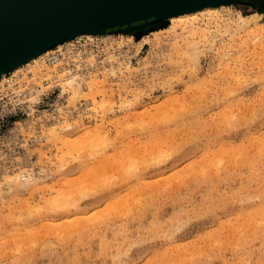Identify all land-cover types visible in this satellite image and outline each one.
<instances>
[{
	"label": "clouds",
	"instance_id": "9594fccd",
	"mask_svg": "<svg viewBox=\"0 0 264 264\" xmlns=\"http://www.w3.org/2000/svg\"><path fill=\"white\" fill-rule=\"evenodd\" d=\"M241 18L0 89V264H264V42Z\"/></svg>",
	"mask_w": 264,
	"mask_h": 264
},
{
	"label": "water",
	"instance_id": "95a60500",
	"mask_svg": "<svg viewBox=\"0 0 264 264\" xmlns=\"http://www.w3.org/2000/svg\"><path fill=\"white\" fill-rule=\"evenodd\" d=\"M230 1L0 0V72L82 29L136 32L167 12Z\"/></svg>",
	"mask_w": 264,
	"mask_h": 264
},
{
	"label": "rangeland",
	"instance_id": "374dc122",
	"mask_svg": "<svg viewBox=\"0 0 264 264\" xmlns=\"http://www.w3.org/2000/svg\"><path fill=\"white\" fill-rule=\"evenodd\" d=\"M208 7L206 6L208 9L202 11V13H198L195 17V22H192L191 24L187 21V23L174 26V24H172L173 22L169 18L163 17L150 22L148 25L142 26V28L136 30V32L131 30H113L95 35L85 33L77 35L71 40L61 41V44L52 46L49 51H47L49 53L38 62H29V64L24 63L15 68L14 71L7 73L6 76L0 80V89L9 92H11L12 89H19L25 86L39 89L41 82L46 87L50 82L56 81V74L71 66V57H74L77 52H82L85 47L91 49L89 44L90 41L103 42L107 44L130 40L135 49L140 51L141 56H144L149 53L150 48L156 41L164 38H173L176 34L180 33L181 28L194 25L198 26L200 19H208L212 21L219 20L220 17H223L225 20L234 21L237 20L238 14L251 16L246 20L245 25L254 31L247 35L241 34L240 39H255L257 42H264V0H231L229 3L214 4ZM219 23L220 28L218 29V32L228 30L229 25L225 23L224 20H219ZM199 39L200 36L198 34H194L193 36L188 37V42L192 43L193 48H195L197 46L195 41ZM223 39L227 41L228 37L225 36ZM81 43H83V45H81ZM53 51L58 52V57H60L57 58L58 60L55 62L57 63L56 67L54 66V63H50L47 58ZM133 64H135V60H133ZM47 66L50 68H45ZM54 67L56 68L55 71L57 73L54 74L52 71L47 72L49 71L48 69L54 70ZM40 71L44 72L43 77L39 76L41 74ZM48 76L52 77L51 81L45 79V77ZM55 91L58 93L59 88ZM110 99L115 100L116 98L115 96H112ZM35 102L36 101L34 100L33 103ZM103 107L104 105L102 104L101 108ZM155 107L157 106H153V108ZM94 147L99 149L101 144L96 143L94 144ZM170 156L171 153L169 152H160L158 156L154 157V160L156 163H162ZM65 162V158L61 156L58 163L64 164ZM132 167H135L134 163ZM155 226L163 227L162 221L157 220Z\"/></svg>",
	"mask_w": 264,
	"mask_h": 264
},
{
	"label": "bare ground",
	"instance_id": "6f19581e",
	"mask_svg": "<svg viewBox=\"0 0 264 264\" xmlns=\"http://www.w3.org/2000/svg\"><path fill=\"white\" fill-rule=\"evenodd\" d=\"M220 4H225V2H222ZM206 6H211L210 4H205V5H200V6H197L195 8H190V9H178V11H172V12H167L165 13L166 14V17L169 18L174 24V26L178 25V24H183V23H187V21L190 22V24L193 22H195V17L198 13H202V11L208 9L206 8ZM185 8V7H184ZM260 15V14H259ZM238 17H242L241 19L238 20V23L241 24V25H245L246 23V20L251 17V16H246V15H243V14H238ZM234 21H237V20H234ZM104 33L102 30H87V29H82V30H79L78 32L75 33V35H81V34H100V33ZM107 32V31H106ZM70 36H68L67 38H65V40H71L72 38H70ZM75 37V36H74ZM57 44H61V42L57 43ZM50 48H47V49H41L40 51H37L35 53H32L31 55H28L22 59H20L16 65H14L15 67H10V68H6L4 69L3 71L0 72V80L3 79L7 73L11 72V71H14L15 68H17L18 66L24 64V63H28L29 62H38L40 59H42L45 55H47L49 52ZM50 55V54H49ZM48 58V61H50V63H54V66L56 67L57 63V58H60L58 56H56L55 54H51L50 56L47 57ZM54 67V68H55ZM45 68H50L49 66L45 67ZM49 71L47 72H53L54 74L57 73L55 70L56 68L53 70H50L48 69ZM45 72V73H47ZM40 77H43V74L44 72H41L40 71ZM36 75V74H35ZM38 75V74H37ZM57 75V74H56ZM55 75V77H56Z\"/></svg>",
	"mask_w": 264,
	"mask_h": 264
},
{
	"label": "built area",
	"instance_id": "2783aa9c",
	"mask_svg": "<svg viewBox=\"0 0 264 264\" xmlns=\"http://www.w3.org/2000/svg\"><path fill=\"white\" fill-rule=\"evenodd\" d=\"M81 45H83V43H81ZM90 47H92V45L90 44ZM51 54H55L56 56H58V52H55V51H53Z\"/></svg>",
	"mask_w": 264,
	"mask_h": 264
}]
</instances>
